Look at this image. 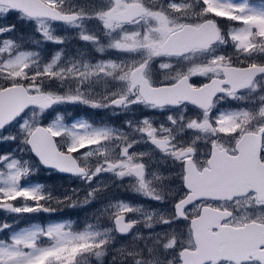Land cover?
<instances>
[{
	"label": "rangeland",
	"instance_id": "1",
	"mask_svg": "<svg viewBox=\"0 0 264 264\" xmlns=\"http://www.w3.org/2000/svg\"><path fill=\"white\" fill-rule=\"evenodd\" d=\"M43 1L47 3V0ZM52 2L55 8L61 12L76 13L82 15V19L75 24L60 27H55V25L50 23L37 22L38 46L36 48L26 45L24 47L22 44L14 43L12 39L8 38L5 31L6 28L0 23V80L13 82L23 81L27 78L44 79L47 75L45 74V69L51 65V72L56 75H48V78L53 77L58 83L51 90V94L61 97L81 96L84 100L99 103L101 107L93 108L89 104L75 102L83 105L87 112L93 111L94 116L92 114L78 116L75 112L71 114V111L62 112L60 111V108L62 109L63 107L61 103H58L50 112L30 110L4 134L0 135V264H16L17 260H25L29 256H37L40 250L58 247L56 236L48 234L50 226L64 225L63 231L73 234L84 232L99 233L97 228H92V226H96L98 215L95 214L96 218H93L94 222L91 223L90 228L86 224L85 215L92 209L94 211H102V207L106 209L108 207L107 211L112 210L117 214L118 208L113 206L116 203L110 202V200L107 201L108 199L106 198L99 204L94 205L90 202V198H85L84 196L82 198L80 193L86 189L85 187H89L88 189L92 190H104L108 187L115 177L113 173L107 171L108 165L119 161V158H122V150L132 144L126 143L125 140L113 142L117 132L114 125H111L112 120H114V112L108 118L100 119L95 116L96 113L103 111L102 100L104 98L111 99L120 95L119 92L124 85V81L119 79L118 84L120 86L118 89L113 91L104 90L105 94L103 95H98L99 92L94 91L103 83L105 73L112 71L110 68L105 67L107 62H113L119 65L120 69H125L124 63L128 58L124 56L115 61L113 58H116L118 53L121 55L123 52L126 56H133L134 58L131 59L133 62H141L143 57L147 58V53L144 50L126 53V51L115 50L113 45L118 40L123 42V37L126 34L140 33L139 38L142 40L144 33L153 25L140 22L128 29L117 28L115 31H111L106 29L100 20L88 17L94 16L96 12L102 9L106 10L115 6L116 0H52ZM126 2L128 4L142 3L149 10H160L163 8L165 11H169L170 18L175 20L176 23H192L196 19L201 22L199 16L201 5L198 0H175L177 4L184 5L185 11L183 13L171 12L168 9L169 0H126ZM227 10L233 11L235 17H248L250 12H264V0H230ZM224 11L225 9H217V14L209 17L225 18L221 14ZM4 16V13H0V21L4 19ZM225 19H228L231 26L235 27L229 29L230 33L224 37V44L219 43L220 45L228 46L230 43L235 45L231 36L243 30L241 35L249 36L251 33L249 42L255 44L254 50L259 51L264 56V39L259 37V34L264 32V23L251 19L242 24L235 18ZM253 29L256 30L255 33ZM45 30H47V37L45 36ZM153 35L155 34L153 33ZM83 36H88L91 39L85 40L82 38ZM18 58H20L19 61ZM53 60H55L54 64L52 63ZM250 60L253 59L250 58ZM24 64L27 65L26 68L23 67ZM101 67H105V72L99 71ZM17 71H22L24 76L22 78H13L11 73ZM115 76V71H112V74L107 76L110 85L116 86V79H113ZM83 84L86 86L84 88L85 92L80 89ZM68 103L72 105L73 102ZM246 103L248 107H241L237 113L241 116L246 113L256 115L258 112L256 111V106H261L264 110V94L258 99H249ZM229 113L231 112L222 111L221 116L227 119ZM25 122H27V126L22 127ZM53 122L73 131L77 129H72V126L82 122L90 126L88 128L89 133L97 129L112 130V135L107 139L101 140L90 148H82L81 151L74 153L76 161L79 162L82 169H87L88 176H92L91 180L88 179V176L83 181L81 179L73 181L71 178H62L67 181V184H73L68 189L61 186L62 182L53 177L48 179L49 183L46 184H44L45 181L43 183V180L37 178L36 170L39 168L38 165H33L25 156L28 152L26 139L36 126L47 128ZM225 124L226 127H229L228 123ZM126 126H130V123H127ZM56 131L61 132V135L56 137L59 150L68 153L66 148L71 143L68 131H62L61 129H56ZM80 131L83 134L82 130ZM200 136H202L201 131H197L195 134L196 139ZM144 141L145 139H141L140 143L143 145ZM119 145L121 146L119 147ZM133 146L134 144H132ZM118 147L120 151L118 150L119 154L116 155ZM131 148L129 149V154H134V159L144 157L142 153L144 150L136 148L137 153H134ZM145 149L146 151L144 152L147 155L152 154L149 149ZM68 154L72 155V153ZM146 159L149 167L144 179L149 184V179L151 178L152 184H155L156 181L161 179V173L158 172L160 159L155 156H148ZM162 164L164 165L163 161ZM97 168H100L101 171L96 175ZM48 173L44 174L48 176ZM46 185H49L48 190H46ZM59 188L61 190L58 193L57 189ZM33 190L43 195L44 199L36 201L27 194ZM147 199L148 205L146 209L151 211L156 205L154 200ZM167 199L176 200V197L168 196ZM50 203L53 208L44 206ZM56 207H59L60 210L54 209ZM68 210L80 213L79 217L72 216L71 218L67 216L66 212ZM138 211L136 208L125 212L127 216H130L129 222L132 221L131 218ZM147 221L151 227L143 226V230L149 228L147 237H145L146 241L143 240V234L141 232L138 233V231L131 236V239L120 243H114L113 239L109 237V239L106 238L104 240L105 243L102 247L92 248L95 253L88 251L87 258L83 255L82 259V253L76 255L72 264H126V260H128V264H179V251L184 248L191 249L189 235L185 234L183 239L176 237L175 233L170 231V228L169 230L157 228L159 225L154 223L152 214ZM240 221L243 220L241 219ZM86 226L89 230L84 228ZM29 233L32 234V238L28 242L33 247H25L23 242L17 243L20 237ZM100 241L102 240H100L98 235L91 243L95 245ZM133 242L142 243L145 249L140 246L136 249L132 245ZM170 243H175V247L166 248L165 245ZM9 252H17L23 255L10 258ZM109 252L113 253V259H116V261L109 258ZM97 253H100V255H97ZM102 257L106 259H102ZM40 264H45V261L41 260Z\"/></svg>",
	"mask_w": 264,
	"mask_h": 264
},
{
	"label": "snow or ice",
	"instance_id": "2",
	"mask_svg": "<svg viewBox=\"0 0 264 264\" xmlns=\"http://www.w3.org/2000/svg\"><path fill=\"white\" fill-rule=\"evenodd\" d=\"M201 5L199 16L201 22L196 24L191 23H176L175 20L170 18L169 11H165L163 8L160 10H149L146 9L142 3L128 4L126 0H116L115 6L110 7L106 10H100L94 14V17L100 20L104 27L108 30L115 31L117 28H122L125 23H131L133 21L139 23L144 22L145 24H151V27L147 32L144 33L143 39L141 40L140 33L126 34L122 41H116L113 45L117 51L136 52L144 50L147 53V59L138 66L130 67L127 71L120 69V66L113 63L107 62L106 68H110L112 71L121 70L122 75L119 77L121 81L127 84V92L133 99L129 101L128 95L120 96L116 100H112L111 104L114 106L128 107L129 104H140L144 103L149 107L158 108L164 110L168 107L181 108L186 105H182L181 101H187L192 103L199 110L203 112V121L191 120L187 123L186 127L191 131H205L207 130L210 120L212 109L215 107L213 100L218 94H224L231 98H234L236 92L244 87H247L253 79L258 75H264V65H257L255 63L249 65L247 68H234L225 62L224 57H213L209 65L206 66H193L185 74H178L176 77H172L173 83L164 85L160 88L153 85L148 73L150 71L151 62L154 58L160 56H187L189 53L195 54L199 51H207L212 47L214 43H223L224 37L220 34L218 24L214 19H205L209 16H215L217 9H225L222 15L225 18L238 19L240 23H245L247 20L256 19L261 23H264V12H250L248 17H235L233 11H228L230 0H198ZM7 4V7L5 5ZM41 15L50 16L52 20L72 23L79 18L78 14H62L55 10V5L52 0H47V3L41 5ZM168 9L171 12L183 13L185 11L183 4H177L175 0H169ZM10 11L19 12L20 9L15 4H9L8 0H0V13L8 15ZM243 11V9H241ZM11 26H9V29ZM238 31L236 34L231 36L237 49H242L245 53H250L255 49V44L249 42V36H242L241 32ZM153 33L155 35H153ZM45 36L47 37V30H45ZM261 39H264V32L259 34ZM85 40L91 39L88 36L82 37ZM130 41V42H129ZM20 58H18V61ZM55 63V60L52 62ZM27 67L26 64L23 65ZM105 67L99 69L100 72H105ZM171 64H161L162 69L171 68ZM112 71L106 72L105 74L111 75ZM45 74L56 75L51 72V65L45 69ZM13 78H22L24 73L17 71L11 73ZM201 76L208 79V83L196 85L194 84L193 77ZM221 76L223 78H221ZM227 85V87H225ZM12 87V86H10ZM194 91V94L192 93ZM35 92V95L29 93ZM19 94L23 97L22 103L20 104L17 115L20 111H23L28 105L37 107L41 112L48 109L50 106L61 103V102H80L89 104L90 107L98 108L101 107L99 103L84 100L81 96H67L61 97L59 95H53L51 93H44L35 83L33 82L28 88L20 87ZM238 113H229L227 119L233 120L238 117ZM170 123L176 124V120L172 116L168 117ZM225 117L221 116L218 122H223ZM183 123V117H181ZM143 127L139 128L141 134L148 136L151 142L162 152L168 154L167 146L171 143L174 137L165 136L163 138L157 137V129L147 120H143ZM25 122L22 127H26ZM90 126L86 123L74 124L72 129H65L58 123L53 122L43 133L35 138L33 141H29L35 150L37 143L42 149L45 150V154L37 152L40 156L41 163L45 165H51L61 172H70L76 175H87L85 171L79 167H64L59 164H53L52 159L56 158L57 153L60 151L56 147L55 138L61 135L60 131H68L71 137V143L67 146L66 151L68 153H76L81 151L82 148H90L100 142L101 140L107 139L112 135L110 129H97L91 133L88 132ZM83 134H81V131ZM167 131L171 132V129ZM49 134L51 139L49 138ZM132 144L125 147L121 156L122 159L116 163H110L107 171L113 173L117 178L131 177L135 178L138 183L136 185L137 190L144 195L146 198L162 202L163 198L149 189L148 182L145 181V165L142 162H136L134 154H129V149ZM193 148H187L183 151H173L170 154L178 162L183 163L181 157L185 155V152H193ZM51 158V159H50ZM74 159V155H73ZM100 168L96 169L95 174H99ZM91 180L92 176H88ZM190 190V186L187 183V177H185V191ZM34 200L39 201L44 199L43 195L38 194V191L33 190L27 193ZM91 195V193H90ZM183 203V208L181 204ZM119 209V213L114 214L113 223L116 225L117 231L121 234L128 233L136 223L135 221L128 222L126 215L120 214L127 211H131L130 207L123 202L116 203L113 205ZM176 212L175 220L186 219L184 215V208H187V203L177 201L173 206ZM173 220L164 219L163 223L171 224ZM151 227V225H148ZM64 225L50 226L48 230L49 235H55L57 238L58 247L54 249L40 250L39 254L35 257L29 256L25 260H17L16 264H40L41 260L45 261V264H72L75 256L91 251L93 247H102L105 241H100L98 244L93 245L92 240L95 239L99 233L84 232L80 234H73L70 232L63 231ZM32 234L29 233L25 236L20 237L17 243L23 242L25 247H33L30 241ZM166 248H174L175 243L165 245ZM10 258L23 255L17 252H9ZM100 255V253H97Z\"/></svg>",
	"mask_w": 264,
	"mask_h": 264
},
{
	"label": "flooded vegetation",
	"instance_id": "3",
	"mask_svg": "<svg viewBox=\"0 0 264 264\" xmlns=\"http://www.w3.org/2000/svg\"><path fill=\"white\" fill-rule=\"evenodd\" d=\"M80 19L83 17L79 15ZM92 17V16H88ZM217 22L220 34L223 37L227 36L229 26H226L227 20L224 17H207L206 19H213ZM199 23L196 19L191 24ZM135 25H126L124 24L122 28L128 29ZM227 27V28H225ZM255 36V35H254ZM225 41V39H224ZM257 41V40H256ZM221 44H224L221 43ZM232 45V43H230ZM223 46L216 44L209 48L207 51H199L195 54L189 53L187 56H160L153 59L151 62L150 71L148 73L154 86L160 88L164 85L173 83L172 77H176L178 74H185L193 66H206L210 64V61L213 57H224L225 62H227L231 67L234 68H247L249 65L255 63L257 65H264V56L260 54L259 51L253 50L250 53H245L242 49H237L235 45L232 46ZM128 53V52H126ZM134 53V52H129ZM128 58L125 63L124 71H127L130 67L138 66L140 63H143L146 57H143L141 62H133V56H126L122 52L116 58H113L115 61H118L121 57ZM252 58L253 60H250ZM161 64H171L172 67L168 69H162ZM120 74H123L121 70L115 71L116 86L110 85L107 74L104 76V81L94 92H99L98 95H103L107 91H113L118 89L120 84L119 77ZM201 76H194L193 83L196 85H201L209 82V79ZM221 78H223L221 76ZM264 76L255 78L252 83L245 89H240L236 92L234 98H231L224 94H218L214 97L213 103L215 107L212 109L211 115L209 116L210 124L207 128V132L201 131L202 136L196 139L195 134L197 131L188 130L186 125L191 120L203 121V112L198 108L189 106L187 104L185 107L181 108H165L160 110L158 108H152L147 106L144 103L140 104H129L128 107L123 106H114L111 104L112 100L118 99L120 96L128 95L129 101L133 97L127 92V84L124 82L122 89L119 92L118 97L114 98H104L102 100L103 108L101 113H96L95 116L102 119L104 117L108 118L113 114L114 120H112L111 125L117 129L115 138L113 142H118L120 140H125L126 143H132L134 146L131 148L134 153H137L136 148L146 151L145 148L151 151V155H147L146 152H142L144 157L135 159L136 162H142L145 165V176L148 172L149 164L146 157L155 156L160 160V168L158 172L161 173V179L156 181L155 184H152L151 178L149 179V189L155 194L163 198L162 202H157L154 200L155 208L149 211L146 209L148 205V199L142 195L136 188V179L131 177L117 178L114 177L112 183L102 189H88L85 187V190H82L81 196L85 198H90L92 204L97 205L106 198L107 201L114 203L123 202L126 205H129L130 209H138L133 216L132 221H136L131 230L125 234L120 235L117 232L116 225L113 223L114 212L102 207V211H97L94 209L90 210L86 216V224L88 227H91V223L94 222L95 214L98 215L96 226L92 228H97L99 231L100 240L104 241L106 238L111 237L114 243H120L121 241H127L131 239V236L138 231L143 234V240L146 241L147 230H143V226H148V217L152 214L154 218V223H157L159 226L157 228L167 229L175 233L176 237L185 238V234L189 235L191 249H181L178 253L179 255L182 251H193V241H192V231L191 223L195 220H198L202 217V214L212 213L213 216L210 219L211 224L207 227V222H202L200 227L208 228L210 231L209 234L214 236L216 235V229H242L248 225H255L264 227V202L257 200V195L255 193H248L242 198H234L230 201H209L201 200L197 201L187 208H184V215L186 219H181L179 221L175 220L176 212L174 211V205L177 201H181L182 198L185 199L188 195L184 190V177L186 171L196 172V174H201L203 170L207 168V162L211 159V156L215 154L225 155L228 158H236L238 155L237 144L243 138L245 139L246 154L254 153L257 149V159L261 165H264V131L261 133L260 138L257 137L258 133L264 128V110L260 106H256L257 114L253 115L246 113L244 116L238 115L234 120L224 119L223 122H218L221 118L222 111H230L231 113H237V111L242 107H248L246 101L249 99L259 98L264 94ZM85 84L80 86L81 91L85 92ZM227 87V86H225ZM193 92L195 90H192ZM93 93V92H92ZM95 94V93H94ZM107 94V93H106ZM109 94V93H108ZM263 104V103H261ZM252 106V105H251ZM71 108L75 109V113L78 116L82 114H93V111H86V108L83 105L76 104L75 102L70 105ZM97 112V111H95ZM172 116L176 120V124L173 125L170 123L168 117ZM181 117H183V123L181 122ZM147 119L156 129L157 137L163 138L165 136L174 137L171 140V143L167 146L168 154L160 151L152 142L151 139L140 133L139 128L143 127L142 121ZM127 123H130V126H126ZM229 124V127H226V124ZM171 129V132L167 131ZM141 139H145L144 146L140 143ZM247 143V144H246ZM257 143V144H256ZM121 145H119L120 147ZM119 147L117 148L116 155L119 154ZM249 147V148H248ZM187 148H193V152H185V155L181 157L183 163L178 162L170 154L173 151L179 152ZM119 150V151H118ZM131 151V150H130ZM239 151V150H238ZM74 159L76 160L75 154ZM252 155V154H250ZM253 158V157H252ZM122 158H119V160ZM164 162V165L162 164ZM79 164V162H78ZM80 168L82 166L79 164ZM86 172V176L81 178L85 180L89 173L87 169H83ZM53 177H59L58 175L51 173ZM144 176V178H145ZM73 180V179H72ZM79 180V179H75ZM117 181V182H116ZM138 182V181H137ZM76 183V182H75ZM90 193H92L90 195ZM168 196L176 197V200H168ZM96 209V208H95ZM155 212V213H154ZM119 213V209H118ZM126 215L127 213H120ZM95 217V218H94ZM127 221L129 222L130 216H127ZM94 218V219H93ZM164 219H170L174 222L171 224L163 223ZM243 221H240V220ZM131 221V222H132ZM87 226L84 227L86 230H89ZM177 241V240H176ZM132 245L137 249L138 246L145 249V246L142 243L133 242ZM130 246V245H129ZM93 253L95 251L91 250ZM137 251V250H136ZM260 251H264L261 249ZM168 253V252H167ZM166 253V254H167ZM109 258L113 261V253H108ZM85 258L88 257V251L82 253ZM107 258V255H106ZM102 257V259H106ZM128 264V260L125 261ZM106 264V263H105ZM110 264V263H109ZM219 264H231V263H219ZM246 264H261L255 261L250 260ZM264 264V262H263Z\"/></svg>",
	"mask_w": 264,
	"mask_h": 264
},
{
	"label": "water",
	"instance_id": "4",
	"mask_svg": "<svg viewBox=\"0 0 264 264\" xmlns=\"http://www.w3.org/2000/svg\"><path fill=\"white\" fill-rule=\"evenodd\" d=\"M8 3L15 4L20 9L19 12H10L21 15L26 19L49 21L55 24H71L54 21L50 16L41 15V5L44 3L40 0H8ZM5 7H7V4ZM259 76L264 75H258L256 77ZM20 87L21 86H12L0 90V133L19 120L26 111L30 109L39 110L33 105H28L17 115L23 100V97L19 94ZM192 93L194 94L193 91ZM29 94L35 95L36 93L31 92ZM181 104H187L197 108L187 101H181ZM53 106L54 105L50 106L48 109L44 110V112L50 111ZM44 129L46 128L43 126L35 127L26 139V146L33 160L43 171L55 172L62 177H81L82 175L61 172L51 165L41 163L40 156L37 155V152L46 155L45 150L42 149L38 143L34 150L29 141L35 140L36 137L43 133ZM263 131L264 128L258 133L257 137L260 138ZM49 138L51 139L50 134ZM246 147L245 139L243 138L237 144V149L239 151L237 150L238 155L235 159L228 158L222 155V153H214L207 162V168L203 170L201 174H196L193 169L192 171H186L185 177H187L190 190L186 191L188 195L183 199V202L187 203L189 206L201 200L216 202L230 201L234 198H242L248 193H255L257 195V200L264 202V165L258 162V148L254 153H248L247 155L245 153L247 151ZM52 163L64 167H79L76 160L73 159L70 154L60 151L57 153L56 158L52 159ZM185 177L183 185L184 190ZM181 208H183V203L181 204ZM212 216V213H204L200 219L191 223L194 250L182 251L179 255L180 264H219L222 262L246 264L250 260L263 264L264 251L260 250L264 249V227L248 225L237 230L230 228L216 229V235L212 236L209 234L210 231L208 228L200 227L202 222H207L208 227L211 224L210 219ZM117 233L122 235L120 232Z\"/></svg>",
	"mask_w": 264,
	"mask_h": 264
},
{
	"label": "trees",
	"instance_id": "5",
	"mask_svg": "<svg viewBox=\"0 0 264 264\" xmlns=\"http://www.w3.org/2000/svg\"><path fill=\"white\" fill-rule=\"evenodd\" d=\"M0 23L6 28V34L8 36L9 39H12V41L16 44H22L23 46L26 45L28 47L31 48H36V46H38V38L36 35V23L35 21H29L26 20L20 16L14 15L12 13H9L8 15L4 16V19L2 21H0ZM229 24V22H227ZM9 26H11V29H9ZM55 27H59V26H55ZM25 47V46H24ZM43 77V76H42ZM33 82L35 83V85H37L44 93H50L52 89H54L58 83L57 81L53 78L50 77L48 78V75H46V77L44 79H40V78H27L24 79L23 81H1L0 80V90L9 87V86H14V85H20L23 86L25 88H28L30 85L33 84ZM61 104H63L62 109L60 108V111H64V112H68L71 111V114L74 113L75 109L71 108L68 102H61ZM62 106V105H61ZM11 128V127H10ZM9 129V128H8ZM8 129H6L5 131H7ZM4 131V132H5ZM4 132L2 134H4ZM1 134V135H2ZM25 149V148H24ZM26 158L33 164L36 166V162L33 161L30 157V155L25 154ZM37 172V178H39L40 180H43V183L45 181L44 184L49 183L47 180L50 179L51 177H53L51 175V173H48V176H46L44 173V171H42L40 168H37L36 170ZM47 173V172H46ZM56 180H58L61 183V186H64L65 188L70 189L72 187V183L67 184L66 180H63L60 177H53ZM38 180V181H40ZM74 181V180H73ZM65 183V185H63ZM75 183V182H74ZM49 189V185H46V190ZM58 193L60 192L61 188L57 189ZM56 193V192H54ZM33 201V200H32ZM34 203V202H31ZM45 207H50L53 208L51 203L50 204H46L44 205ZM57 211L60 210L59 207L54 208ZM78 212L76 211H67L66 215L71 217L72 216H76V218L79 217Z\"/></svg>",
	"mask_w": 264,
	"mask_h": 264
}]
</instances>
